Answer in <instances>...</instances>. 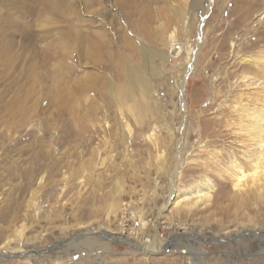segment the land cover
<instances>
[{"label": "rangeland", "instance_id": "374dc122", "mask_svg": "<svg viewBox=\"0 0 264 264\" xmlns=\"http://www.w3.org/2000/svg\"><path fill=\"white\" fill-rule=\"evenodd\" d=\"M32 2L37 11L0 0V215L20 216L0 219V251L23 242L49 252L89 234L36 263L0 264H264V180L253 189L232 168L250 173L240 144L264 140L246 130L264 88L244 86V69L258 71L241 60L264 49L262 0ZM144 48L168 54L166 64L155 56L162 75L148 95L128 82ZM182 140L178 193L206 196L164 210ZM159 236L172 247L151 255L123 242Z\"/></svg>", "mask_w": 264, "mask_h": 264}, {"label": "bare ground", "instance_id": "6f19581e", "mask_svg": "<svg viewBox=\"0 0 264 264\" xmlns=\"http://www.w3.org/2000/svg\"><path fill=\"white\" fill-rule=\"evenodd\" d=\"M31 1L32 0H15V2H14V0H7V4L15 5L18 3H22L23 6L28 8L30 11H37L38 8L36 10H34L33 2L29 3ZM46 1L47 0H44V2H46ZM261 3L263 5V9L260 10V12L257 14L256 19H257V23L264 24V0H262ZM41 4H42V2H41ZM7 36H8V32L3 33L0 37L6 38ZM23 37L27 40L30 47L33 48V50H32V48H31V50L33 51V54L36 56V52H35L36 51L35 50L36 49V44H35V38L36 37H35V35L33 33L23 34ZM170 39L171 40L173 39L172 41L174 42V34L173 33H171ZM30 43H32V44H30ZM200 45H201V32L199 31L197 48L190 51V53L186 54L187 55L186 56V62L189 65V69L186 72V74L188 72H190L191 69L193 68V66L195 65L197 55L200 51V47H201ZM171 48H172L171 54H173L175 51H178V49H179L176 46H172ZM0 49H1L0 54H2V55L5 54L7 51V49L5 47H3L1 44H0ZM155 56L162 57L163 63L166 64L168 54L161 52L160 54L155 55L152 51H149V49L144 48L143 65L141 67H137L136 65H133L130 63L128 66V82H129V85L134 87L135 89L136 88L140 89L146 95H148L149 91L153 88L154 80L157 77H159L160 75H162V71L158 67H156L154 64ZM0 57H1V55H0ZM32 58H35V57L32 56ZM0 60H1V58H0ZM241 60L243 61L242 63H249V65H250V62H253L255 64V69L259 72V73L255 72L258 74H255V73H252V74L248 73L247 74V73H245V69H244V71L242 73V76H243L242 82L244 83V86L251 87V89H253V90H256L259 88H264V72L261 73L262 70H264V49L262 51H260L258 53V55H256L255 57H244ZM0 62H3V61H0ZM30 69H31V72L33 74V79H34L35 68L33 65V59H32L31 65H30ZM185 82L182 85V92L184 91ZM33 83H35L34 80H33ZM130 89H131V87H130ZM182 97H183V99L185 98L184 94ZM251 97H252V94L250 95V98ZM253 106H256V105H253ZM257 109H258V113H256L255 111L250 113L252 119H246L247 120V128H248V129L246 128V130H247V132H249L251 134H256V135L260 134L261 135L264 132V106H262V107L260 106V108H257ZM242 111L245 112V105H243ZM246 111H248V110H246ZM252 138H254V137H252ZM255 141L256 142H254V144H253L255 146L253 150H250V149L246 150L245 144H243V143L240 144V146L243 149L242 150V152H243L242 156L245 158L246 161L250 162V164H251V167H252L251 172L246 173V171L243 169V167L240 164H238L236 161H234L232 163V165H233L232 168L235 169V171L237 173V175H235V176H236V181L238 183H239V181H241L244 178H247V176L250 175L252 177L251 188H253V189L255 188V189L259 190L260 184L262 187V179L264 180V140H262V139L257 140L256 139ZM176 161H177L176 168H175L174 172L171 173V179H170L172 181V186L170 188V194H169L168 200L164 206V210H169L170 208H176L182 203V201H185V200L190 201L192 198H196V196H203V195L206 196V194H204L202 189H200V190L195 189L196 192L190 191L189 195H184V196H181L178 193L179 191L177 190L176 182L179 178V172L182 169L183 165L185 164V158L183 156V140L178 142V152H177ZM206 187L208 188V185ZM198 198H200V197H198ZM196 200L197 199H195V201ZM195 201L191 202L192 204L186 203V205L184 207L188 208V209H192V207L196 205ZM19 218H20V216L18 215V213H14V214L5 213V214H3V216L0 215V219L2 220L1 222L8 224V225H10L9 223L18 220ZM88 234L89 233L87 231H84L83 233L77 234V238L85 237ZM91 234H93V233H91ZM4 235H5V233H4ZM100 235L108 237V239L120 240V238H116L114 236V234L111 232H107V231H105L104 233L101 232ZM77 238L69 241L68 243L66 241V244H62V245L57 244V245L58 246L67 245V244L71 243L72 241L77 240ZM11 240H13V239H11ZM123 242H125L127 245H131L137 251L143 252V253L149 254V255L159 253L161 251H164V249H166V248L172 247V241H170L169 243L164 242L163 240H161L160 236L157 238L156 243H154V244L140 245V244H137L135 242H131L128 239L123 240ZM6 245H7V243H6ZM57 245L52 247V249L49 252L48 251L44 252L41 250H35L32 247H27V245L25 243L23 244V242H21L18 245L15 242V243H11V245H10V246H12L13 249H15L14 250L15 252L10 254V252H8V251L3 252V250H1L0 251V258H4V257L11 256V255L12 256L16 255V256H18V258H21V259L24 258V260L25 259H32V261H34V263H36L35 262L36 259H39L43 256H46L48 253L55 252V248L58 247ZM181 254L183 255L185 253L181 252ZM87 256H90V255L87 253Z\"/></svg>", "mask_w": 264, "mask_h": 264}]
</instances>
